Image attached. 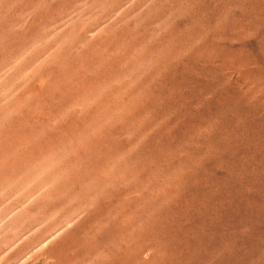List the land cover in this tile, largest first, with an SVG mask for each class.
Here are the masks:
<instances>
[{
    "label": "rangeland",
    "instance_id": "1",
    "mask_svg": "<svg viewBox=\"0 0 264 264\" xmlns=\"http://www.w3.org/2000/svg\"><path fill=\"white\" fill-rule=\"evenodd\" d=\"M67 244L264 264V0H0V264Z\"/></svg>",
    "mask_w": 264,
    "mask_h": 264
},
{
    "label": "bare ground",
    "instance_id": "2",
    "mask_svg": "<svg viewBox=\"0 0 264 264\" xmlns=\"http://www.w3.org/2000/svg\"><path fill=\"white\" fill-rule=\"evenodd\" d=\"M105 250L104 247L100 246L67 244L60 246L57 251H50L48 257L51 258L53 264H87L92 263L96 257L104 255ZM101 264L104 263L101 262Z\"/></svg>",
    "mask_w": 264,
    "mask_h": 264
}]
</instances>
